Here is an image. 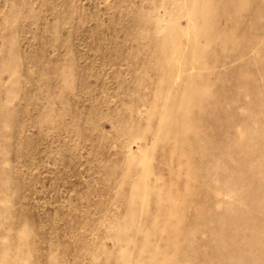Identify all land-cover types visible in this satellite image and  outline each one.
Wrapping results in <instances>:
<instances>
[{
    "label": "rangeland",
    "instance_id": "rangeland-1",
    "mask_svg": "<svg viewBox=\"0 0 264 264\" xmlns=\"http://www.w3.org/2000/svg\"><path fill=\"white\" fill-rule=\"evenodd\" d=\"M0 264H264V0H0Z\"/></svg>",
    "mask_w": 264,
    "mask_h": 264
}]
</instances>
